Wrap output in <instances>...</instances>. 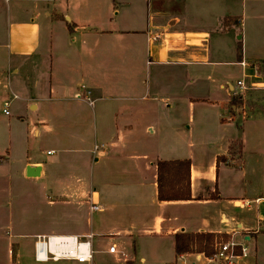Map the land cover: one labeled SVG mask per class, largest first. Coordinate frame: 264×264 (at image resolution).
Here are the masks:
<instances>
[{
	"label": "crops",
	"instance_id": "crops-1",
	"mask_svg": "<svg viewBox=\"0 0 264 264\" xmlns=\"http://www.w3.org/2000/svg\"><path fill=\"white\" fill-rule=\"evenodd\" d=\"M2 1L0 239L10 250L16 237L35 249L39 236L92 234V264H215L175 252L178 233H211L247 247L235 264H264L263 137L246 140L245 114H227L246 98L239 81L264 91V0ZM225 22L241 26L237 62L210 52ZM231 64L235 85L217 70ZM210 66L226 100L198 96ZM176 160L191 161L192 198L161 202L155 164Z\"/></svg>",
	"mask_w": 264,
	"mask_h": 264
},
{
	"label": "rangeland",
	"instance_id": "rangeland-1",
	"mask_svg": "<svg viewBox=\"0 0 264 264\" xmlns=\"http://www.w3.org/2000/svg\"><path fill=\"white\" fill-rule=\"evenodd\" d=\"M2 12L4 14H0V19L3 18V15L5 17L6 9L8 5L5 1H2L0 3ZM30 5V4H29ZM242 40H241V26L237 24L233 25H224L221 27H218L216 30H214L211 33V43H210V52L212 54L213 59H217L220 57L227 58L226 60H230L232 62H237L239 57L242 55ZM220 60V59H217ZM228 61V62H230ZM263 67V65L261 66ZM205 70L203 71L201 78L196 80L195 86L200 89V92L198 93L200 97L203 99H214V100H226V92L225 90L219 89L220 79L214 78V81H210L209 78V72L212 67H202ZM227 69L232 73L231 78H229V82L233 85L236 84L237 78L241 76V68L237 67L236 65H228L217 68L218 71ZM208 72V73H207ZM206 73V74H205ZM224 86H227L226 80L222 82ZM235 107V111H232L231 107ZM231 107H229L227 114L231 115L232 112H236L238 110V113L245 114L243 120L240 122V125L246 140H254V137L262 136L261 142H259V145L264 146V91L256 90L253 88H250L248 91H246V98L244 100H241L238 97L233 98V102L231 104ZM0 108H2V104H0ZM255 143H248L247 147L250 149ZM240 149H241V142L235 141L232 144V159L238 160L240 155ZM219 149H216L215 146H210V152H217ZM259 162H258V170L255 174V177L257 178V174L260 176V179L263 183L264 179L262 173L259 174V169L261 168V171L264 173V151L261 152L259 156ZM248 161L251 163V159H248ZM255 161L252 162L254 164ZM254 183L257 185L258 181H254ZM258 191H256L253 194H257ZM255 196V195H252ZM0 216H2L0 214ZM95 219V217H94ZM1 224V223H0ZM107 244H110V242H113L112 238H106ZM6 240L8 238H2L0 239V261L4 264H79L74 261H60V262H53L49 261L47 263H39L35 261L34 258V249L32 247L31 239L29 238H18L16 237L13 239V243H17V246L13 250H10V247H8ZM10 240V239H9ZM11 241V240H10ZM232 241V238L231 240ZM19 244V246H18ZM226 244V241L222 240L219 243L220 245ZM94 251L95 256L97 254V242L96 245H94ZM162 257H170L171 256V262H174V251L164 250L163 252L159 253ZM178 262H181V259H178ZM105 264V263H103ZM116 264H123V263H116Z\"/></svg>",
	"mask_w": 264,
	"mask_h": 264
},
{
	"label": "built area",
	"instance_id": "built-area-1",
	"mask_svg": "<svg viewBox=\"0 0 264 264\" xmlns=\"http://www.w3.org/2000/svg\"><path fill=\"white\" fill-rule=\"evenodd\" d=\"M151 38V41L156 42L161 37L155 35ZM242 66L246 67V64L242 63ZM237 85L242 92H246L251 88L245 80L239 81ZM82 89L86 91V87L83 86ZM86 93L90 97L91 92L86 91ZM87 95L84 96V99L87 98ZM79 98H81V95H79ZM86 100L91 102L89 98ZM4 106V113L9 115L10 103L7 102ZM101 210V207L97 204L92 206V211L96 212ZM93 239L94 236L92 234L83 238L73 236H39L36 238L34 249L35 261L39 263H47L49 261H74L79 264H92L95 259ZM108 253L111 255H121L116 245L111 246ZM248 255L247 247L232 240L226 244L218 245L217 252L213 257H205L209 262L215 264H235L236 261L247 258ZM179 258L184 260L185 255Z\"/></svg>",
	"mask_w": 264,
	"mask_h": 264
},
{
	"label": "trees",
	"instance_id": "trees-1",
	"mask_svg": "<svg viewBox=\"0 0 264 264\" xmlns=\"http://www.w3.org/2000/svg\"><path fill=\"white\" fill-rule=\"evenodd\" d=\"M155 166L157 169L159 201L191 200L190 160L157 161ZM222 240L228 243L231 236L227 234L181 232L175 236V252L177 257L189 254H203L206 257H213Z\"/></svg>",
	"mask_w": 264,
	"mask_h": 264
}]
</instances>
